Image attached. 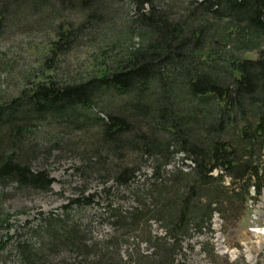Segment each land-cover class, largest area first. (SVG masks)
I'll use <instances>...</instances> for the list:
<instances>
[{
	"label": "trees",
	"instance_id": "16d2710c",
	"mask_svg": "<svg viewBox=\"0 0 264 264\" xmlns=\"http://www.w3.org/2000/svg\"><path fill=\"white\" fill-rule=\"evenodd\" d=\"M33 32L46 51L14 91L0 88V261L5 251L45 264L65 246L75 264H176L193 237L212 245L216 215L234 226L260 201L264 0H0V40ZM84 48L90 68L78 70L68 57ZM12 54L0 49V77L16 67ZM66 153L101 184L115 229L103 245L56 213L16 234L3 211L8 187L49 190V160ZM122 190L128 205L115 200ZM134 231L144 248L120 253L118 238Z\"/></svg>",
	"mask_w": 264,
	"mask_h": 264
},
{
	"label": "rangeland",
	"instance_id": "374dc122",
	"mask_svg": "<svg viewBox=\"0 0 264 264\" xmlns=\"http://www.w3.org/2000/svg\"><path fill=\"white\" fill-rule=\"evenodd\" d=\"M42 36L33 32L30 35H17L12 38L7 36L0 40V49L8 50L10 54L13 53L12 56H15L17 60L16 67L9 74H1L0 79L3 82H0V88L4 90V95L14 91V87L22 81L24 71L26 73L33 70L35 61L46 51V43ZM87 52L86 48L81 49L79 53L71 54L68 59L78 70L89 69L91 62L87 56L90 53ZM245 55L257 57L256 51H249ZM220 75L222 78L226 77L224 74ZM45 131L52 130L45 128L37 132V139L44 138ZM54 153L57 154V151ZM57 156L49 160L51 176L54 179L50 189L24 192L15 190L12 186L8 187L7 197L3 201V211L12 214L11 220L16 234L28 233V228H35L43 214L56 213L63 217L67 216L66 224L69 222L75 224L87 244L103 245L105 239L115 235V229L110 219L107 218V214L101 211L104 201L96 196L101 184L97 179H85L76 174L71 168V164L76 161L70 153L61 155L62 157ZM90 195L92 197L89 201L80 200V205L79 203L72 204V199H81L83 196ZM117 196L115 199L117 203L128 205L132 202L131 196L124 190ZM251 204V208L234 226H224L220 217L216 216L213 224L215 236L211 239L212 245H205L207 247L205 251L202 242L208 240V236L193 237L191 242L194 248L189 249L188 247L185 250L186 256L179 253L176 264H264V193L259 202L256 204L251 202ZM151 222L153 231H159L160 223L155 219ZM36 233L41 234V232ZM37 234L31 238V241H38L37 236L39 235ZM41 237L44 238L43 233ZM145 237V234L138 231H134L131 235H122L118 238L120 253H126L128 242L140 243L143 249ZM185 242L188 243V240ZM213 245L215 252L210 254L208 251ZM185 246H187L186 243ZM9 249L8 247L7 250ZM1 256H6L4 258L6 261H0V264H22L17 255H10L4 251ZM79 256H76L73 248L61 246L47 255L45 264H75V258Z\"/></svg>",
	"mask_w": 264,
	"mask_h": 264
}]
</instances>
